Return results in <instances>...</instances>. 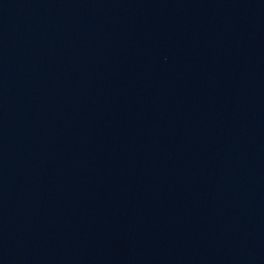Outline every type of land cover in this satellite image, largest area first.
Instances as JSON below:
<instances>
[{
	"label": "water",
	"instance_id": "water-1",
	"mask_svg": "<svg viewBox=\"0 0 264 264\" xmlns=\"http://www.w3.org/2000/svg\"><path fill=\"white\" fill-rule=\"evenodd\" d=\"M0 264H264V0H0Z\"/></svg>",
	"mask_w": 264,
	"mask_h": 264
}]
</instances>
